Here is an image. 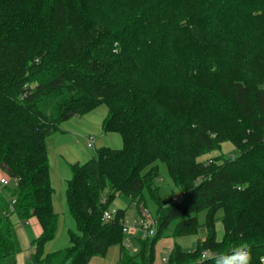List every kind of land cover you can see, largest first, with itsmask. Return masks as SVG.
Here are the masks:
<instances>
[{
    "label": "trees",
    "instance_id": "trees-1",
    "mask_svg": "<svg viewBox=\"0 0 264 264\" xmlns=\"http://www.w3.org/2000/svg\"><path fill=\"white\" fill-rule=\"evenodd\" d=\"M100 104L101 129L122 145L71 164L75 230L42 257L58 217L45 139ZM224 141L238 153L200 159ZM157 161L172 183L167 198ZM0 169L16 183L0 188V264L14 252L12 216L40 223L35 264H86L112 244L119 264H200L204 250L243 242L251 264H264V0H0ZM117 194L137 214L155 207L156 231L135 240L134 255L121 244L126 208L102 218ZM167 228L204 237L190 250L174 241L162 263L155 244Z\"/></svg>",
    "mask_w": 264,
    "mask_h": 264
},
{
    "label": "rangeland",
    "instance_id": "rangeland-1",
    "mask_svg": "<svg viewBox=\"0 0 264 264\" xmlns=\"http://www.w3.org/2000/svg\"><path fill=\"white\" fill-rule=\"evenodd\" d=\"M106 108L105 104H100L96 109H94L95 112L98 110H104ZM78 120L80 117L74 116L69 117L68 119L63 120L60 123L59 127H66L65 129H68L67 131H75L77 134H74L73 140L77 141L75 147H77L78 151H80L81 154L86 153V156H88L87 159L94 156L96 154V151L104 146L112 147V148H118L122 145V139L119 133L114 131H102L100 136H97L96 133L91 132V129H88L82 124H80ZM87 135H92V137L95 138L94 145L92 147H88L86 145L85 137ZM102 138L104 140H102ZM102 140V141H101ZM104 141V142H103ZM238 153L237 149L231 144L229 141H224L221 143L219 149L212 150L209 153L203 154L200 156V159H205L211 156H215L217 154H222L225 157L230 156L231 154L236 155ZM86 159V160H87ZM158 164V171H159V178L156 179L155 183L157 186H159V192L160 195L164 198L169 197L173 192H171L172 189V183L170 181V178L168 176L166 166L163 162L157 161ZM71 171V167H70ZM51 174H54L53 171H51ZM56 175V174H55ZM71 176V174H70ZM69 176H65L61 178V180H58V178H54L53 175L51 176V182L50 185L53 189V198H52V206L54 209V212L58 216V224H57V235H55L56 238L59 237V243L63 241V243L69 242V231L75 230V224L72 216L70 215L66 202H65V188H66V179H68ZM50 179V176H49ZM7 191L10 193L16 192V183L10 182L6 186ZM9 194V193H8ZM176 193L174 192L173 195ZM117 207L126 208V217H131V215L136 214L134 209L132 210L130 208V200L127 196L124 194H117L109 203L108 209L111 211L116 210ZM148 210L153 214L154 212V204L148 201V204L146 206ZM132 210V212H131ZM3 212L2 206L0 207V213ZM221 215V210L217 212V216L219 217ZM199 223L204 222L205 220V211H201L197 214ZM15 219V217H12ZM216 230L221 232L222 225L221 222L218 220L216 222ZM204 237V230L200 229L196 234L193 235H186V236H180L177 238H173L171 236V229L167 228L164 235H162L155 244V260H161L165 255H167L169 248L171 247L172 243L175 241L177 242L182 248L186 250H190L195 246V243L198 239H201ZM130 251V250H129ZM131 252V251H130ZM131 254H136L132 253Z\"/></svg>",
    "mask_w": 264,
    "mask_h": 264
},
{
    "label": "crops",
    "instance_id": "crops-1",
    "mask_svg": "<svg viewBox=\"0 0 264 264\" xmlns=\"http://www.w3.org/2000/svg\"><path fill=\"white\" fill-rule=\"evenodd\" d=\"M94 109H96V107L85 112L82 115H75V116H78L80 117V119H82L81 121L78 120L80 121L79 123L82 124V126L91 129V132H94L97 134V136H100V134L103 131L101 129V124L106 116L107 108H104V110H98L97 112H95ZM65 128L66 127H59L57 130L48 134L45 139L46 152H47L48 164H49L50 182L52 175L54 178L56 179L58 178V180H61V178L65 176H69L70 178L71 164L83 163L88 160L87 159L88 156H86V153L81 154L80 151H78L77 147H75L77 141H75V139L73 140V137L74 134H77V132L75 131L70 132L67 131L68 129ZM89 136L92 135H87L85 137L86 145ZM94 140L95 138L93 137L92 145L91 146L87 145V146L92 147L94 145ZM102 140L104 139L102 138ZM50 170L53 171L54 174H51ZM3 176H5V173L2 169H0V178ZM68 179H66V182ZM10 182H15V180L9 179L8 184ZM7 185L0 186V188L5 191ZM52 198H53V193H52ZM117 208H121V207H117ZM13 220H14V225L12 227V236L14 240V252L10 256L4 259V264H35L31 258V254L34 251V246L32 241L33 239L38 237L39 234L41 233V226L39 221L35 216H31L27 220H23V221L17 219L16 217ZM57 224H58V217H57ZM56 233H58L57 226H56L55 235H57ZM55 235L51 240L47 241L44 244L42 257H45L47 254H50L52 252L61 250L69 244V242L63 243V241L59 243L58 240L59 237L56 238ZM119 258H120V244H112L107 248L103 256L101 255L92 256L86 264H119ZM41 264H45V263H41ZM51 264H59V262L58 260L57 261L54 260V262H52Z\"/></svg>",
    "mask_w": 264,
    "mask_h": 264
},
{
    "label": "built area",
    "instance_id": "built-area-1",
    "mask_svg": "<svg viewBox=\"0 0 264 264\" xmlns=\"http://www.w3.org/2000/svg\"><path fill=\"white\" fill-rule=\"evenodd\" d=\"M93 142V137H88L87 145L91 146ZM8 178L3 176L0 178V186H5L8 184ZM181 197V193L172 196V200H177ZM114 211L105 209L102 212V218L105 220H110L113 218ZM122 232L124 234L121 244L129 249L132 253H137L139 251V246L135 241L138 238H145L147 236L153 235L156 231V219L148 208H143L141 214H133L131 217H125L121 220ZM208 251L204 250L202 256L207 254ZM167 260V255H165L161 261L162 263Z\"/></svg>",
    "mask_w": 264,
    "mask_h": 264
},
{
    "label": "clouds",
    "instance_id": "clouds-1",
    "mask_svg": "<svg viewBox=\"0 0 264 264\" xmlns=\"http://www.w3.org/2000/svg\"><path fill=\"white\" fill-rule=\"evenodd\" d=\"M209 261L211 264H251V246L243 242L227 252H208L201 257L200 264H208Z\"/></svg>",
    "mask_w": 264,
    "mask_h": 264
}]
</instances>
